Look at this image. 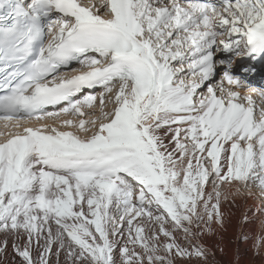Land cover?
I'll use <instances>...</instances> for the list:
<instances>
[{"label":"snow or ice","instance_id":"obj_1","mask_svg":"<svg viewBox=\"0 0 264 264\" xmlns=\"http://www.w3.org/2000/svg\"><path fill=\"white\" fill-rule=\"evenodd\" d=\"M231 57L264 59V0H0V254L206 264L221 187L264 196V87Z\"/></svg>","mask_w":264,"mask_h":264},{"label":"bare ground","instance_id":"obj_2","mask_svg":"<svg viewBox=\"0 0 264 264\" xmlns=\"http://www.w3.org/2000/svg\"><path fill=\"white\" fill-rule=\"evenodd\" d=\"M87 1L84 0L82 3ZM101 2L102 0H99V3ZM217 55L219 57L220 54ZM225 86L227 87V85ZM238 90L241 91V94L244 93V96H258L261 100V102L258 101V105H261L262 98L257 93L250 92L249 86ZM98 100L99 93L97 94L96 104H99ZM85 111L92 110L85 109ZM95 111H97L96 108ZM1 129V131H4V128ZM240 187L241 191H237L235 185L222 186L220 189L222 193L220 211L224 218L223 227L213 223L214 232H205L199 238V242L208 250L206 264H264V245L257 246L258 242L264 238V196L260 194L256 187L255 189L253 187L247 188L245 192L242 190L245 188ZM208 189L211 191L210 186H208ZM253 191H258V193L256 192L255 195ZM225 196L227 199L224 198ZM203 227L204 225L201 224L202 229ZM193 228H195L194 225ZM180 241L184 242L182 234ZM193 243H196V241H193ZM61 260L63 261V257ZM18 261L19 258L10 245L6 254H0V264H18ZM176 264H205V262L197 261L195 258L191 261H183L178 258Z\"/></svg>","mask_w":264,"mask_h":264},{"label":"rangeland","instance_id":"obj_3","mask_svg":"<svg viewBox=\"0 0 264 264\" xmlns=\"http://www.w3.org/2000/svg\"><path fill=\"white\" fill-rule=\"evenodd\" d=\"M218 58H219V57H218ZM218 67H219V66H218ZM221 78H222V77H221V72H220V73L215 77V81H216V82H219V81L221 80ZM241 96L244 97L243 94H241ZM252 98H253V100L256 102V104L258 105L259 103L256 101L255 97H252ZM98 101H99V100H98ZM241 102H243V100H242ZM97 105H98V104H97ZM111 107H112V105L109 104L108 107H107L105 110L108 111V110L111 109ZM97 108H98V107H96V110H97V111H95V112H96V114L98 115V113H99V109H97ZM94 118H96V116L93 117V116L91 115V116H90L89 118H87V119L90 120V119H94ZM209 186L211 187V184H209ZM246 189H247V188L242 189L243 192H245ZM253 189H255L254 186H253ZM256 192L258 193V191H255V192L253 191V193H254L255 195L257 194ZM263 207H264V205H263Z\"/></svg>","mask_w":264,"mask_h":264}]
</instances>
